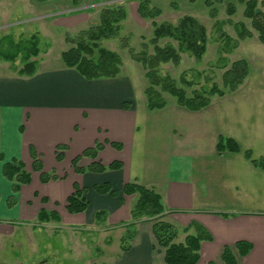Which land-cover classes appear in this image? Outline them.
Wrapping results in <instances>:
<instances>
[{"label":"crops","instance_id":"obj_1","mask_svg":"<svg viewBox=\"0 0 264 264\" xmlns=\"http://www.w3.org/2000/svg\"><path fill=\"white\" fill-rule=\"evenodd\" d=\"M222 1L214 4L218 14L212 17L207 0H150L162 11L160 17L170 12L178 19L184 15L199 19L208 31V50L215 44L216 56L223 44L222 32L236 39L235 23L245 22L251 28L244 15L245 4ZM129 3L138 11L139 0L121 4ZM230 3L237 7L233 15L227 12ZM218 21L221 28L215 27ZM214 29L218 35L213 40ZM252 31L253 37L227 55L232 62L247 60L250 69L244 83L198 111L177 103L158 110L148 109L147 103L135 105L136 87L124 73L117 78L86 80L63 64L44 70L40 61L33 76L0 75V157L4 158H0V207L7 208L9 217L32 220L38 219L42 209L48 210L49 204L64 205L56 212L72 223L81 216L85 221L94 220L104 210L108 220L122 223L131 219L132 206L123 194L124 184L137 182L161 194L167 217L180 229L198 222L210 232L213 240L202 242L198 264H225L222 253L226 246L238 264H264V170L252 162L264 158V43ZM221 138L232 139L237 150L220 151ZM97 141L105 143L98 160L104 165L119 160L123 168L76 173L72 160ZM107 142L123 147L118 150ZM63 144L68 149L58 161L57 146ZM31 148L40 155L45 171L56 170L66 178L42 183L40 173L32 168ZM247 153L252 154L251 159ZM13 159L24 162L32 181L21 187L17 203L9 208L12 183L3 176L2 168L4 161ZM92 162L84 157L80 165L87 167ZM105 182L112 185L114 194L95 190ZM75 183L86 188L89 203L88 210L80 214L66 210ZM151 233L138 230L131 249L122 251L112 264H166L163 252L156 253L160 248L152 225ZM189 233L180 230L177 242H183ZM239 242L250 244L247 255L240 254Z\"/></svg>","mask_w":264,"mask_h":264},{"label":"trees","instance_id":"obj_2","mask_svg":"<svg viewBox=\"0 0 264 264\" xmlns=\"http://www.w3.org/2000/svg\"><path fill=\"white\" fill-rule=\"evenodd\" d=\"M222 0H207L206 4L211 8V16L218 14L215 3H222ZM245 4L244 15L251 22V28L245 22H237L234 27L237 31V38L230 37L226 32L223 33V44L220 48L221 67L226 68L223 74V87L217 84L204 91H194L188 94L185 87L179 86L177 81L169 75H162L160 67L163 63L172 62L178 65L181 61V53L189 52L198 60L201 59L208 50L209 36L206 26L197 18L184 15L179 18L176 24L171 22L155 21L162 14V11L153 6L150 0H139L138 13L145 19H152L154 26L153 37L150 44L153 50L150 52L148 44H143L141 51L130 48L131 58L141 63L146 70L148 86L145 88L147 107L150 110L163 109L168 105L164 94H169L176 98V103L190 111H198L212 102L213 96H224L227 93L236 91L245 81L249 74V64L247 60L240 59L230 62L227 55L230 54L240 42L253 37L254 31L258 34L260 42L264 43V11L259 6H264V1L259 0H238ZM227 12L233 15L236 12V4L227 5ZM127 18V10L124 4L118 3L110 5L106 3L101 10L97 24L80 31L76 35H66V42L70 44L69 48L62 52L61 58L64 68L76 70L86 80H96L103 78H117L122 73L123 60L121 55L102 45L103 40L115 38L120 31V24ZM216 28H221L222 23H216ZM161 44L162 40H167ZM174 41L177 42L175 45ZM41 53L40 36L34 34L29 38H20L16 40L13 35H5L0 38V63L17 60L21 62L18 68V74L21 76H33L38 70L39 61L37 57ZM181 83L186 87L194 85V82L187 79L185 74L181 76ZM129 108V103L125 104ZM112 147L121 150L123 145L118 142H107ZM105 148V143L97 141L94 146L86 148L81 154L72 160V168L78 174L103 173L108 170H120L123 163L115 160L109 165H104L98 160L99 153ZM231 148L236 151L234 141L229 138H221L218 143L220 151ZM68 145H58L56 157L62 161L65 157V151ZM33 159L32 168L40 173L42 183L56 181L66 178L57 174L56 170L45 171L43 161L40 155L31 148ZM250 159L251 153L246 154ZM91 158L93 162L87 166H81L83 158ZM2 161L3 156L0 157ZM256 167L264 170V158L252 159ZM3 176L12 183V195L7 199V205L12 208L17 203L16 194L23 185H28L32 181V175L25 169V164L20 159L4 161L2 168ZM95 190L99 194H114L112 185L108 182L97 185ZM86 188L79 184H74V192L68 197L66 210L70 214H80L88 210L89 203L85 197ZM123 194L125 196L135 197V202L130 208L131 222L128 230L136 226L137 222L143 219H153L154 224L152 232L156 243L164 254L166 264H198L200 260V250L203 241H212L210 232L200 223L192 222L189 226L180 229L178 225L167 221V207L164 204L163 197L153 187H148L137 182H128L124 184ZM107 212L101 210L96 213L97 219L107 218ZM61 221V217L56 211L49 212L42 209L38 214L39 222ZM128 226V225H127ZM180 230L189 233L183 242H177L176 239ZM129 236L130 239L135 237ZM237 248L242 256H245L251 250L249 243L239 242ZM131 249V245L124 247L123 252ZM222 260L225 264H238L236 256L231 248L226 246L222 253ZM208 264H217L214 261Z\"/></svg>","mask_w":264,"mask_h":264},{"label":"rangeland","instance_id":"obj_3","mask_svg":"<svg viewBox=\"0 0 264 264\" xmlns=\"http://www.w3.org/2000/svg\"><path fill=\"white\" fill-rule=\"evenodd\" d=\"M78 1L0 0V38L13 35L19 40L39 34L41 53L37 59L41 61L42 69H58L63 64L62 52L70 46L66 42V35H76L97 24L106 3L113 5L126 0ZM124 6L128 9L129 18L121 22L118 35L103 40L102 45L121 55L122 73L131 78L136 87L137 98L134 103L144 105L147 103L144 91L149 83L146 70L141 63L131 58L129 49L141 51L145 43L148 44L150 52L153 50L150 44L154 31L153 20H144L138 11H133L130 3ZM259 8L263 10V6L260 5ZM73 14L75 16L72 17ZM169 14L170 12H166L165 16L160 17L161 14L155 21L176 24L178 17L174 18ZM217 32L215 29L212 31L213 40L217 37ZM166 41L168 39L162 40L161 44ZM174 43L177 44L176 41ZM216 52L215 44L211 45L199 60L189 52H182L178 65L172 62L163 63L160 72L176 80L179 86L185 87L189 95L194 91L210 89L215 84L224 88L223 74L226 68L221 67L223 63L220 55L216 56ZM229 61L232 62L230 58ZM19 67H21L19 60L15 63L1 62L0 75L18 72ZM183 74L194 82L193 86L186 87L181 83ZM164 96L169 105L176 104L175 97L169 94ZM215 97L218 95L213 96L212 99ZM128 201L133 205L135 197H128ZM63 206L49 204L47 209L52 212L62 209ZM6 209L0 207V264H112L117 256L122 255L124 247L133 245L135 237L130 239L129 236L134 234V230L136 235L138 230L151 235V225L153 227L154 224L153 219H143L128 230L131 219L130 222L129 220L122 223L115 222L108 220V214L106 219L101 218V220L95 215L94 220L88 218L89 220L85 221L81 216L80 220L73 223L65 218L63 220L61 218L59 222L53 220L39 222L37 218L20 220L9 217ZM167 216L165 219L172 222ZM177 239L180 240L178 237ZM156 253L160 254L161 250L158 249Z\"/></svg>","mask_w":264,"mask_h":264}]
</instances>
